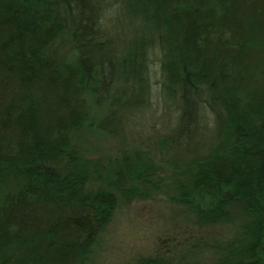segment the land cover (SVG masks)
<instances>
[{
    "label": "trees",
    "instance_id": "obj_1",
    "mask_svg": "<svg viewBox=\"0 0 264 264\" xmlns=\"http://www.w3.org/2000/svg\"><path fill=\"white\" fill-rule=\"evenodd\" d=\"M155 106L169 131L128 141ZM99 135L118 150L89 191L78 143ZM166 170L197 224L239 220L215 264H264V0H0V264H84Z\"/></svg>",
    "mask_w": 264,
    "mask_h": 264
},
{
    "label": "rangeland",
    "instance_id": "obj_2",
    "mask_svg": "<svg viewBox=\"0 0 264 264\" xmlns=\"http://www.w3.org/2000/svg\"><path fill=\"white\" fill-rule=\"evenodd\" d=\"M68 49L69 45L62 41L54 53L61 56ZM150 76L153 90H157L160 74L156 60L151 63ZM161 115L162 111L155 106L137 116L128 124V141L152 143L155 135L168 132L173 120L171 108L168 106L164 118ZM78 145L87 189H108L106 177L95 173L94 164L113 158L118 150L117 141L103 135L85 136ZM169 178L167 170L158 173L155 179L159 180V190L146 197L118 196L116 208L84 264H215L216 258L221 259L223 243L234 235L233 240L238 239L242 231L239 220L233 218L236 215L232 220L209 226L197 224L183 206L171 199L174 194ZM21 185L20 180L8 178L1 191H15Z\"/></svg>",
    "mask_w": 264,
    "mask_h": 264
}]
</instances>
